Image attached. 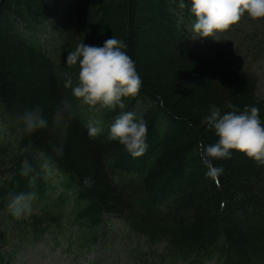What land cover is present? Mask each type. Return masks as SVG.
I'll return each instance as SVG.
<instances>
[{
	"label": "trees",
	"instance_id": "1",
	"mask_svg": "<svg viewBox=\"0 0 264 264\" xmlns=\"http://www.w3.org/2000/svg\"><path fill=\"white\" fill-rule=\"evenodd\" d=\"M149 2L159 16L145 13L135 0H0V118L39 104L49 120V128L27 136L17 134L9 122L7 134L0 136V202H7L10 192L35 186V167L55 158L63 188L76 186L77 195L73 198L65 188L63 196L51 197L43 189L47 199L42 207L53 206L60 226L59 212L80 195L77 206L85 204L86 215L94 208L122 217L130 231L150 244L166 242L172 260L193 255L198 264L215 257L216 264H264V164L233 150L230 159L214 161L224 167L219 188L205 176L198 147L218 139L202 123L212 103L223 109L231 100L241 110L255 105L264 119L257 79L239 71L222 46L189 37L195 17L178 0ZM147 23L158 33L161 47L144 58L139 26ZM113 35L126 42L143 79L137 98L125 103L142 110L148 147L134 157L107 139L119 109L80 106L64 138L63 155L56 158L60 137L51 131L52 113L63 96H70L64 74L75 81L78 72L77 65H66L67 54L81 41L102 46ZM90 118L103 122L104 132L97 138L87 135ZM25 159L32 166L28 176L21 174Z\"/></svg>",
	"mask_w": 264,
	"mask_h": 264
},
{
	"label": "clouds",
	"instance_id": "2",
	"mask_svg": "<svg viewBox=\"0 0 264 264\" xmlns=\"http://www.w3.org/2000/svg\"><path fill=\"white\" fill-rule=\"evenodd\" d=\"M178 6L188 8L195 17L189 31L193 40L210 36L215 38L239 22L245 13L253 20H264V0H178ZM65 63L68 66L77 65L78 72L75 81L71 74H64L63 84L70 89V96H63L52 113L51 131L60 137L54 147L55 157L63 155L64 138L70 123L78 116V107L97 105L109 111L119 109L113 122L108 125L107 139L119 142L134 157L144 153L148 147L147 121L143 113L125 110L126 99L137 97L143 86L135 61L127 52L126 42L114 35L105 40L102 46L81 41L68 52ZM3 109V102L0 101V111ZM259 113L260 109L255 105H245L241 110L231 100L225 102L223 109L215 103L208 106L202 123L218 139L215 143L205 145L201 142L198 146L206 177L215 180L221 176L224 167L214 164V161L230 159L233 150L264 164V119ZM9 122L14 124L16 133L21 136L49 128V120L39 104L0 118V136L7 134ZM85 128L90 138H97L104 132L103 122L95 118H90ZM40 168L45 178L58 173L55 158L44 159ZM31 172L32 166L25 159L21 174L28 176ZM84 183L91 186L92 181L85 178ZM35 198V192H10L7 209L16 218L30 217Z\"/></svg>",
	"mask_w": 264,
	"mask_h": 264
},
{
	"label": "rangeland",
	"instance_id": "3",
	"mask_svg": "<svg viewBox=\"0 0 264 264\" xmlns=\"http://www.w3.org/2000/svg\"><path fill=\"white\" fill-rule=\"evenodd\" d=\"M135 3L142 5L147 14L155 16L158 14L157 6L150 4L149 0H135ZM91 6L94 7L95 3H92ZM112 15L111 18L115 19ZM139 27L142 30V37H140V41L138 40L140 54L147 58L157 52V49L161 47V41L151 24L147 23L145 26L140 25ZM224 33V36H220L221 39L218 40L219 35H216L215 38L212 37L211 41L215 44L222 43L226 47V50L231 53L237 69L242 72H249L256 79L259 78L256 95L261 98L264 97V20H253L245 13L239 22ZM143 42L149 44L143 45L141 44ZM50 179L52 182L57 181L55 176L50 177ZM40 183L41 189L44 181L42 180ZM112 221L116 223V231H119L122 228L121 224L116 222V218H113ZM64 244L67 245L65 242ZM41 249L42 246L34 248V254L27 256L28 262L25 264H116L113 253L100 245L96 246L94 251L76 257L66 251L60 255L58 251L56 254H51L46 251L40 252ZM39 256H41L40 260H35ZM122 257L123 255L120 259Z\"/></svg>",
	"mask_w": 264,
	"mask_h": 264
}]
</instances>
